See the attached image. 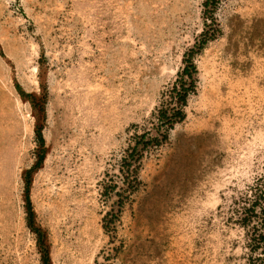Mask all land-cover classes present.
<instances>
[{
    "label": "rangeland",
    "instance_id": "1",
    "mask_svg": "<svg viewBox=\"0 0 264 264\" xmlns=\"http://www.w3.org/2000/svg\"><path fill=\"white\" fill-rule=\"evenodd\" d=\"M205 2L0 0V264H259L229 212L264 171V0Z\"/></svg>",
    "mask_w": 264,
    "mask_h": 264
},
{
    "label": "trees",
    "instance_id": "2",
    "mask_svg": "<svg viewBox=\"0 0 264 264\" xmlns=\"http://www.w3.org/2000/svg\"><path fill=\"white\" fill-rule=\"evenodd\" d=\"M216 0H206L204 7L206 12L213 11V3ZM205 22H210L209 29L204 33L206 42L214 38L218 30L214 15L210 14ZM207 26V24H206ZM192 53V52H191ZM190 53V54H191ZM195 68L191 62L187 63L182 71L178 74L180 88L177 91V98H171L166 105H162L158 110L159 121L162 123L163 131L166 133L176 122L184 119L183 108L186 104L188 95V86L184 83H193ZM40 144L43 143L41 135L39 136ZM135 149V148H134ZM137 161V160H136ZM230 222L236 224L244 230L245 238L248 241L247 248L251 259L259 264H264V171L257 177L254 182L247 187V190L234 202V207L230 210ZM33 213L28 210L27 225L31 229L33 223ZM49 258L47 253L42 257V263L48 264Z\"/></svg>",
    "mask_w": 264,
    "mask_h": 264
}]
</instances>
